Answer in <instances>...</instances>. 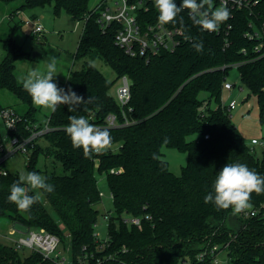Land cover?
I'll return each instance as SVG.
<instances>
[{"label":"trees","instance_id":"obj_1","mask_svg":"<svg viewBox=\"0 0 264 264\" xmlns=\"http://www.w3.org/2000/svg\"><path fill=\"white\" fill-rule=\"evenodd\" d=\"M20 1L18 10L53 4L55 15L64 11L72 21L82 22L74 59L83 64L69 72L64 89L71 88L84 100H91L75 111L70 112L67 105L51 111L50 131L42 136L45 146L35 145L26 172L46 176L55 190H37L40 199L29 212L20 211L8 200L10 186L19 174L0 175V219L59 236L70 248L72 263L77 264L83 247L88 251L97 248L93 235L98 222L95 205L101 201L97 175H103L114 216L107 220L106 247L98 253L113 258L101 264H178L184 258L194 264H212L210 258L196 261V256L214 245L226 251L228 264H264V193L252 194V207L247 211L254 215L249 217L233 215L231 209L217 210L204 202L217 173L227 163H244L264 176V151L261 159L254 155L221 102L227 71L235 67L241 84L256 98L260 122L264 121V57L255 56L243 36L251 16L236 13L225 45L221 36L202 31L183 11L182 22L177 17L175 23L166 25L202 41V53L192 47V41H186L173 52L130 57L114 44L115 24L100 28L95 12L89 9L90 0ZM175 3L180 5L178 0ZM258 13L264 20V10ZM12 35L4 40L0 89L16 96L26 107L23 116L36 122L37 108L14 76L15 61L24 54ZM95 59L115 73L113 81L90 63ZM122 76L130 81L125 109L110 95ZM109 115L115 116V126H108ZM70 116H84L90 123L109 129L110 147L90 158L82 149L73 148L65 130ZM163 147L186 154L179 176L170 172L162 159ZM40 155L58 163L62 173H56L54 166L51 171L40 169ZM128 217L140 218L141 226L124 223ZM0 264L54 263L37 253L22 258L0 243Z\"/></svg>","mask_w":264,"mask_h":264},{"label":"built area","instance_id":"obj_2","mask_svg":"<svg viewBox=\"0 0 264 264\" xmlns=\"http://www.w3.org/2000/svg\"><path fill=\"white\" fill-rule=\"evenodd\" d=\"M178 2L180 4L181 0ZM222 5L229 9V19L220 25L218 31L208 32L200 29L206 33L221 36L227 45L232 21L236 13H248L251 18L247 22L243 36L250 42L251 51L255 56L264 57V20L259 17L258 13L264 10V0H213V9ZM93 12L96 14L97 23L103 30L107 29L110 24L116 25L114 44L130 57H146L149 54L162 51L173 52L178 46L186 42L184 39L186 34L182 29L159 23V13L154 0H103L93 9ZM184 12L189 16L188 10ZM15 14H19V10ZM23 23L32 26V34L37 35L43 31L37 19H25ZM241 52L245 53V49H242ZM119 81L120 85L115 90V99L118 105L125 109L130 98V81L126 76H122ZM233 87L234 85L226 80L222 87V96L226 91L230 95ZM239 90H241L240 87ZM222 96L221 102L225 104L229 112L237 107L235 99L225 102ZM107 124L111 127L115 126V116L109 115ZM49 131L48 119L42 125L18 115L9 107H0V175H6L9 172L5 169L4 163L15 153L24 154L27 165L35 145L38 144L37 139L42 138ZM247 144L249 147L259 145L264 148V136L260 139H250ZM240 215L249 217L253 216L254 212L245 210ZM104 219L108 220L109 216H104ZM145 219L148 217L146 216ZM123 222L127 225L141 226V219L138 217H128ZM96 225L97 223L93 226V235L97 242V248L95 251H88L83 247L82 255L77 258V264H101L104 261H111L113 258L111 255H98L106 247L108 237L106 235L104 239H99V233L95 229ZM3 238L9 247L17 252L37 253L43 260H49L54 264H73L70 248L62 242L59 236L45 229H30L13 224L3 234ZM222 252H225V257H222ZM206 257L211 259L212 264H228L229 262L226 251L217 245L205 248L196 256V261H202ZM178 264L194 263L184 258Z\"/></svg>","mask_w":264,"mask_h":264},{"label":"rangeland","instance_id":"obj_3","mask_svg":"<svg viewBox=\"0 0 264 264\" xmlns=\"http://www.w3.org/2000/svg\"><path fill=\"white\" fill-rule=\"evenodd\" d=\"M103 0H90L89 9H94ZM21 1L17 0L10 3H5L0 0V61L5 57L4 40L13 34L14 42L24 54L15 61L14 76L16 80L22 83V78L33 69L44 72L46 71V62L49 57L55 56L58 58L57 75L54 81L59 88L64 89L67 76L70 71L81 69L83 61L75 60L74 53L78 37L81 33L82 22L72 21L64 11L58 15L54 14L53 4L44 7L24 8L19 9V14L15 11L21 5ZM13 18H11V16ZM25 19H38L43 31L40 34H32V26L23 23ZM18 25L17 28L14 27ZM40 38V39H38ZM36 53V56L33 54ZM87 60V59H86ZM90 63L109 81L115 79V73L105 65L101 60L95 59ZM226 80L234 85L232 94L223 93V100L235 99L237 107L230 112L232 122L237 126L243 138L248 142L251 138L260 139L264 136V121L260 122L257 109L256 98L249 95L247 89L241 84L239 73L235 67L227 71ZM120 85V81H116L110 90V95L115 97V90ZM239 87L241 90H239ZM249 95V96H248ZM201 97L205 93L200 94ZM247 98L245 101L244 99ZM34 105V104H33ZM37 108L35 120L37 123L44 124L51 114V110L34 105ZM0 107H9L18 115L23 116L26 107L20 100L7 90L0 89ZM38 144L45 146L42 138L37 139ZM251 147V146H250ZM253 148L254 155L261 159L263 157L264 148L256 145ZM162 159L168 163L169 170L174 175L179 176L182 167L186 163V154L175 149L163 147L161 149ZM37 166L42 170L51 171L54 166L56 173H62L58 163H53L50 157L40 155ZM4 167L12 173L26 172V157L22 153H15L8 158ZM97 186L101 193L100 203L95 205L98 210V222L96 231L99 233V239H104L106 236L107 220L104 216H114L110 193L107 189L103 175H97ZM11 226L5 219H0V243L7 246L9 244L3 238L8 228ZM14 238V237H12ZM15 239V238H14ZM22 258L26 257L28 251H20ZM225 257V252L221 253Z\"/></svg>","mask_w":264,"mask_h":264},{"label":"clouds","instance_id":"obj_4","mask_svg":"<svg viewBox=\"0 0 264 264\" xmlns=\"http://www.w3.org/2000/svg\"><path fill=\"white\" fill-rule=\"evenodd\" d=\"M154 4L161 24L175 23L177 17L188 10L194 25L208 32H214L218 31L220 25L230 17V11L226 6L213 9V0H181L179 6L175 0H154ZM180 20L182 22L183 17H180ZM184 39L192 41V47L198 53L204 51L202 41L190 35H184ZM57 65L58 58L51 56L46 62V71L33 69L22 78V87L31 97L33 104L51 111H55L60 105H67L71 112L75 111L78 105L90 102L91 97L84 100L71 88L65 91L53 82L57 75ZM65 130L73 148L82 149L86 158L110 147L112 142L109 129L90 123L84 116H70ZM168 142L165 138L164 143ZM154 158H156L155 154ZM47 181L46 176L35 171L20 172L18 179L10 186L9 202L16 204L20 211L29 212L40 199L37 190L46 193L55 190L54 185ZM212 188L213 190L204 197V202L212 203L217 210L231 209L232 214L237 215L252 207L253 193L257 195L264 193V176L244 163H227L217 173ZM30 191H36V194L30 195Z\"/></svg>","mask_w":264,"mask_h":264},{"label":"water","instance_id":"obj_5","mask_svg":"<svg viewBox=\"0 0 264 264\" xmlns=\"http://www.w3.org/2000/svg\"><path fill=\"white\" fill-rule=\"evenodd\" d=\"M36 55H37L36 53L33 54V56H36Z\"/></svg>","mask_w":264,"mask_h":264},{"label":"crops","instance_id":"obj_6","mask_svg":"<svg viewBox=\"0 0 264 264\" xmlns=\"http://www.w3.org/2000/svg\"><path fill=\"white\" fill-rule=\"evenodd\" d=\"M37 20H38V19H37ZM231 94H232V93H231ZM231 94H230V95H231ZM257 109H258V108H257ZM236 127H237V126H236ZM239 132H240V131H239ZM251 139H253V138H251Z\"/></svg>","mask_w":264,"mask_h":264}]
</instances>
